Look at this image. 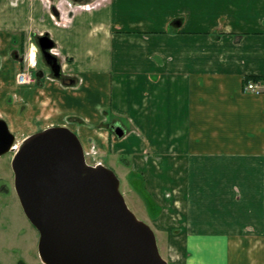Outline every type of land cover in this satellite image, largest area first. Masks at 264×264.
Wrapping results in <instances>:
<instances>
[{"label": "crops", "instance_id": "crops-1", "mask_svg": "<svg viewBox=\"0 0 264 264\" xmlns=\"http://www.w3.org/2000/svg\"><path fill=\"white\" fill-rule=\"evenodd\" d=\"M85 1L56 16V0H0V117L20 139L66 125L131 154L173 263L264 264V93L247 88L264 81V0ZM45 32L74 84L37 67Z\"/></svg>", "mask_w": 264, "mask_h": 264}, {"label": "water", "instance_id": "water-1", "mask_svg": "<svg viewBox=\"0 0 264 264\" xmlns=\"http://www.w3.org/2000/svg\"><path fill=\"white\" fill-rule=\"evenodd\" d=\"M52 12L58 15L56 5ZM53 76L66 84L55 42L37 38ZM118 136L124 131L114 126ZM0 117V155L15 152V188L25 214L40 232L39 253L47 264H170L153 228L130 209L121 179L103 163L87 161L79 135L52 125L24 138Z\"/></svg>", "mask_w": 264, "mask_h": 264}, {"label": "rangeland", "instance_id": "rangeland-1", "mask_svg": "<svg viewBox=\"0 0 264 264\" xmlns=\"http://www.w3.org/2000/svg\"><path fill=\"white\" fill-rule=\"evenodd\" d=\"M57 3L59 4V9H61L62 3L63 7L66 8V5L70 6V3L73 4V1L56 0V4ZM38 50L39 63L37 64V67L50 71L47 68V64L45 63L39 47ZM17 140L18 142L21 140L19 136H17ZM93 142L86 149L87 159L92 163L102 161L105 165L116 172V174L121 178V190L126 197V201L130 209L136 214L138 218L144 220L153 228L157 235L158 245L162 256L165 259H168L170 264H176L171 260V251L168 249V238L165 235H161L160 230L156 228L157 225L154 221V219H156L161 213L162 208L160 204L155 203L159 206L160 211L157 212L156 215L151 214V212L148 210L144 196L140 193V191L136 190L137 188L135 189L132 187V185L135 187L137 182L134 180L132 181L131 179L130 182L132 185L129 182L128 176L130 171L133 170L129 165L130 160H128V158L131 157V154L112 153L106 158L107 155L105 154H107V152L103 154V151L99 147L98 143L96 144ZM13 154V152H8L0 155V187H10L11 190L14 188L15 179L12 167ZM5 195H7V193ZM12 204V216L9 218L8 225L2 227L0 223V247H8L6 248L7 252L5 251L3 256L5 264H13L19 258H24L27 261V264H45L39 253L40 232L29 220L16 197L12 198ZM19 231L21 233H19ZM165 234L168 236L167 232Z\"/></svg>", "mask_w": 264, "mask_h": 264}, {"label": "flooded vegetation", "instance_id": "flooded-vegetation-1", "mask_svg": "<svg viewBox=\"0 0 264 264\" xmlns=\"http://www.w3.org/2000/svg\"><path fill=\"white\" fill-rule=\"evenodd\" d=\"M72 1H73V3H75V2L78 3V2H83L85 0H71V2ZM47 68L49 70H51L49 66H47ZM64 75L68 76L66 74H64ZM112 131L115 132L114 126L112 128ZM6 193H7V195H5ZM13 197H16L18 202L21 204L18 193H17L16 188H15V179H14V188L12 190L10 189V187H6V186L0 187V223H1L2 227L8 225L9 218H11V216H12V207H13L12 198ZM21 206H22V204H21ZM23 211H24V209H23ZM19 233H21V232L19 231ZM4 247H5V249L8 248L7 246L0 247V264H5V261L3 260V256H4L5 251L7 252V249L5 250ZM13 264H27V261L24 258H19ZM45 264H47V263H45Z\"/></svg>", "mask_w": 264, "mask_h": 264}, {"label": "trees", "instance_id": "trees-1", "mask_svg": "<svg viewBox=\"0 0 264 264\" xmlns=\"http://www.w3.org/2000/svg\"><path fill=\"white\" fill-rule=\"evenodd\" d=\"M41 72L42 71H40L38 73L40 74ZM128 178H129V182H130V179L132 181L134 180L135 182H137V185L135 187L132 185L131 182L130 183H131L133 188H135V189L137 188L136 190L140 191V193L144 196L149 212H151V214H153V215H156L157 212L160 211V208L158 205L155 204L156 202H155L153 196L148 191L143 174L131 170Z\"/></svg>", "mask_w": 264, "mask_h": 264}, {"label": "built area", "instance_id": "built-area-1", "mask_svg": "<svg viewBox=\"0 0 264 264\" xmlns=\"http://www.w3.org/2000/svg\"><path fill=\"white\" fill-rule=\"evenodd\" d=\"M16 80L18 84H31L35 78L29 69H25L17 74ZM247 88L255 93H264V81L249 82Z\"/></svg>", "mask_w": 264, "mask_h": 264}, {"label": "bare ground", "instance_id": "bare-ground-1", "mask_svg": "<svg viewBox=\"0 0 264 264\" xmlns=\"http://www.w3.org/2000/svg\"><path fill=\"white\" fill-rule=\"evenodd\" d=\"M34 54H35V53H34ZM32 55H33V54H32ZM32 55H31V56H32ZM33 60H35V59H33Z\"/></svg>", "mask_w": 264, "mask_h": 264}]
</instances>
